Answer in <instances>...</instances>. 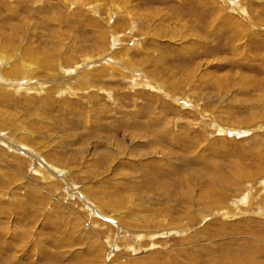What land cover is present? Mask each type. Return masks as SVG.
Segmentation results:
<instances>
[{"label": "rangeland", "instance_id": "rangeland-1", "mask_svg": "<svg viewBox=\"0 0 264 264\" xmlns=\"http://www.w3.org/2000/svg\"><path fill=\"white\" fill-rule=\"evenodd\" d=\"M0 36L1 46L50 54L67 70L56 64L13 102L0 98V264H179L264 250V0H0ZM128 58L137 70L111 72ZM2 60L1 79L13 66ZM89 74V92L77 88ZM60 83L70 89L47 94ZM154 136L173 147L148 155ZM35 155L62 161L53 185L33 164L20 168ZM240 163L261 175L237 180ZM160 167L187 174L190 187L175 173L157 184ZM219 174L233 184L217 186ZM207 184L226 194L227 211L249 196L248 206L223 220L198 197ZM138 231L157 235L138 242Z\"/></svg>", "mask_w": 264, "mask_h": 264}, {"label": "bare ground", "instance_id": "bare-ground-1", "mask_svg": "<svg viewBox=\"0 0 264 264\" xmlns=\"http://www.w3.org/2000/svg\"><path fill=\"white\" fill-rule=\"evenodd\" d=\"M97 6H99V5H97ZM101 6V5H100ZM116 9L119 11V9L116 7ZM90 10V9H89ZM96 10V9H95ZM93 12V11H92ZM94 20V19H93ZM97 20H99V19H97ZM91 23H93V22H91ZM97 23H99V22H97ZM92 25H95V23L94 24H92ZM57 30V29H56ZM7 32H9V30L7 31ZM10 33V32H9ZM18 33H20V31L18 32ZM6 34L7 33H3V35L4 36H6ZM16 36H18V35H16V29L15 30H13V33L11 34V36H10V41H12L13 39H16L15 37ZM1 37V36H0ZM24 38V37H23ZM1 39H3V38H1ZM49 39V38H48ZM9 46V45H8ZM11 46V45H10ZM33 47V46H32ZM21 48V47H20ZM23 48V47H22ZM9 49V50H8ZM19 49H17V47H15L14 45H12L10 48L8 47V48H5L4 46H1L0 45V57L5 61V60H7V61H9V60H12V63H13V66L11 67V69L10 70H7V71H5V76L7 77V78H0V98H2L4 101L6 100L7 102H10V101H12V96L14 97V96H16L15 94H17L19 91H20V89H21V87L22 86H24V87H26V89L28 90V86L29 87H31L30 86V82L32 81V79H34L35 78V76H36V74H39L40 72H42V71H44L45 69L47 70H52V69H54V68H56V64H58L57 63V59H54V58H52L51 57V55L50 54H43V55H41V54H39V53H36L34 50H32L31 48H26L25 50H23V52L22 51H18ZM41 53V52H40ZM49 56L50 58H49V60H45V59H43V58H45V56ZM47 56V57H48ZM47 59V58H46ZM67 60H69V61H67V65L71 62L72 64L73 63H75L74 61H70V60H72L71 58H66ZM113 59V58H112ZM2 60V61H3ZM90 60V58H86L85 60H83V63H85V62H88ZM110 61V60H109ZM120 62V61H119ZM90 63V62H89ZM5 64V63H4ZM10 65H12V64H10ZM106 65H107V63H106ZM61 66V68H63L62 70H64L63 71V73H65V71H67L66 69H65V67L63 66V64H58V67H60ZM107 66H109V65H107ZM1 67V66H0ZM9 67V66H8ZM122 67V68H121ZM120 68L121 69H119V68H116V67H112V68H110V69H112L111 70V72L112 71H114V70H129V71H131V73H132V70H137L138 68L135 66V64H133L132 62H130V59L128 58V59H126L125 60V63L123 64V66H121ZM76 68V67H75ZM90 68V67H89ZM70 70V69H69ZM105 71H110L109 69H104ZM4 71V70H3ZM82 71V70H81ZM84 71V70H83ZM50 72H52V71H50ZM42 74H44V73H42ZM107 74V73H106ZM109 74V73H108ZM111 74V73H110ZM125 74V73H124ZM129 73H127V75H128ZM50 75V74H49ZM54 75V74H53ZM62 75V74H61ZM65 75V74H64ZM68 75V74H67ZM11 76V77H10ZM99 76H101V77H106V75H105V72H100V75ZM125 76V75H124ZM128 76H130L131 78H134L133 77V75H128ZM50 77H52V76H50ZM74 77V76H73ZM87 77H89V79H81V80H78L77 81V83H75L76 84V86H77V88L79 87V89L80 90H83V91H88L89 92V90H90V88H92V86L89 84L90 82H89V80L92 78V74H89V75H87ZM114 77V76H113ZM129 77V78H130ZM125 78H128V77H126L125 76ZM141 78V77H140ZM50 79V78H49ZM54 79H55V77H54ZM72 79V78H71ZM36 80V79H35ZM45 80H46V78H45ZM248 80V79H247ZM246 80V81H247ZM39 81V80H38ZM61 81V80H60ZM71 81V80H70ZM133 81V80H132ZM250 81V80H249ZM55 82V81H54ZM54 82H53V84H54ZM59 82V81H58ZM144 82V81H143ZM56 83V82H55ZM134 83V82H133ZM148 83V82H147ZM152 83V82H151ZM244 84H245V82H243ZM73 84V83H72ZM137 84H138V82H137ZM257 84V83H256ZM243 85V84H242ZM245 85H247V84H245ZM249 85V84H248ZM19 86H21L20 87V89L18 88ZM255 86V85H254ZM66 87H68L69 89H70V85L69 84H66V83H60V84H57L56 86H54V87H51V88H48V89H46V92H47V94L48 93H51L53 90H54V92L55 93H59V92H61L62 94H65V91L67 90L66 89ZM74 87V86H73ZM32 89V88H31ZM76 89V88H75ZM94 89V88H93ZM159 89H160V87H159ZM34 90H36V92L37 93H39L40 92V90L38 89V88H35ZM45 90V89H44ZM96 90V89H95ZM71 91V90H70ZM79 91V90H78ZM77 91V92H78ZM97 91V90H96ZM162 91V90H161ZM31 92V91H30ZM42 92V91H41ZM40 92V93H41ZM44 92V91H43ZM42 92V93H43ZM67 92V91H66ZM80 92V91H79ZM75 93V92H74ZM162 93V92H161ZM44 94V93H43ZM69 94V93H68ZM20 95V94H19ZM18 95V96H19ZM51 96V95H50ZM90 97V96H89ZM93 97V96H92ZM1 99V100H2ZM187 99V98H186ZM48 100V99H47ZM175 101V100H174ZM13 102V101H12ZM44 102V101H43ZM6 103V102H5ZM11 103V102H10ZM7 105V104H6ZM43 105V104H42ZM46 105V104H45ZM83 112V111H82ZM87 113V112H86ZM99 118V117H98ZM89 119H91V118H89ZM92 121V120H91ZM247 123V122H246ZM32 125V124H31ZM19 126V125H18ZM20 127V126H19ZM23 127V126H22ZM21 127V128H22ZM35 127V126H34ZM95 127V126H94ZM118 127H119V125H118ZM213 127H215V126H213ZM36 128V127H35ZM98 128V127H97ZM260 128V127H259ZM115 129V128H114ZM118 129V128H117ZM220 129V128H219ZM222 129V128H221ZM17 128H16V130H13L15 133H17ZM26 130V129H25ZM24 130V131H25ZM35 130V129H34ZM234 130V129H233ZM232 130V131H233ZM38 131H40V130H38ZM46 131V130H45ZM138 131H141V133H143V131L144 132H146L147 134H152L154 131H153V128H151V127H149V126H147V127H144V128H142V129H140V127L138 126L137 127V131L136 132H138ZM218 131V130H217ZM118 133L120 132V131H117ZM222 132V131H221ZM121 133V132H120ZM127 133V132H126ZM13 134V133H12ZM30 134V136H32V137H29V138H33V136H36V135H34V133H29ZM40 134V133H39ZM226 134V133H225ZM248 134V133H247ZM22 135H23V133H22ZM26 135V134H25ZM28 136V135H27ZM171 137V136H170ZM28 138V139H29ZM41 138V137H40ZM27 139V138H26ZM7 141H8V139H6ZM31 140V139H30ZM33 140V139H32ZM172 141V140H171ZM39 143V142H38ZM161 143H163L165 146H167V147H171V144L169 143V141H167V140H163V141H161V140H159V139H156V136H154V137H152V139L147 143V144H143V146H147V147H149V149L150 150H148V155H151L152 153H158V147H157V145L158 144H161ZM151 145H153V147H151ZM12 147H14V145L12 146ZM173 147V146H172ZM171 147V148H172ZM261 149H262V147H260L259 149H257V150H255V154L254 155H256V157L258 156V155H260L259 153H260V151H261ZM41 150V149H40ZM162 150V149H161ZM173 150V149H172ZM142 152V151H141ZM187 153H188V151H187ZM138 154V153H137ZM247 154V153H246ZM245 154V155H246ZM251 154V153H250ZM249 154V155H250ZM136 156V155H135ZM43 157H45V156H43ZM54 157H56L55 155H54ZM249 157V156H248ZM255 157V158H256ZM244 158H245V156H244ZM17 160H15V161H17L18 163H22V161H20V159L17 157L16 158ZM143 159V158H142ZM33 160V159H32ZM261 160L264 162V157L262 156L261 157ZM51 161H52V166L50 165V163H48L47 161H45L44 159H42V158H40L39 157V155L38 156H36L35 155V161L34 162H32V161H29L28 160V162L27 161H24L23 160V163L22 164H20V168H25V166H27L29 163L32 165L33 164V166H34V168L36 169V173L40 176V178H41V180L42 181H44L47 185H53L55 182H56V180H57V178H56V175H57V173L56 172H61V170H59L60 169V165L62 164V161H60V159L58 158L57 159V157L56 158H54V159H51ZM68 161V160H67ZM252 162V161H251ZM257 162V161H256ZM74 163V162H73ZM187 163V162H186ZM243 164V163H242ZM259 165V164H258ZM62 167V166H61ZM237 167V170H236V172H235V178L237 179V180H240V181H242L243 180V178L244 179H248V180H253V179H255V178H257L258 176H260L261 175V173L259 172V170L257 169V172H256V170L254 171V172H251V170H247V168H245V167H242L241 166V163H240V166H236ZM264 168V167H263ZM142 169V168H141ZM94 170V169H93ZM148 170V169H147ZM264 170V169H263ZM94 171H96V170H94ZM186 171V170H185ZM177 172V170H173V169H166V168H164V167H160L159 169H157V171H156V173L155 172H153V176H154V178L155 179H158V183L157 184H160V183H162V181L163 180H168L167 179V177H169L172 173H175L174 175L175 176H178L179 178H178V185L179 184H182L181 185V188H183V185H184V187L185 186H187L188 185V175L187 174H185V173H183L182 175H180V174H177L176 173ZM187 172V171H186ZM36 174V175H37ZM206 174V173H205ZM217 174V173H216ZM264 175V174H263ZM262 175V176H263ZM38 176V177H39ZM232 176V175H231ZM262 176H261V178H262ZM180 179H181V181H180ZM202 179V178H201ZM199 180V183H201L202 182V180ZM207 179V178H206ZM205 179V180H206ZM213 179H216L214 182H215V184H216V182L218 181L219 182V184H216L217 186H225L227 183L228 184H233L232 182H230L228 179H226V176H221L220 174L219 175H217V176H215V177H213ZM37 180V179H36ZM59 180V179H58ZM212 180V179H211ZM38 181H40V180H38ZM204 181V180H203ZM207 182H208V180H207ZM211 182V181H210ZM209 182V183H210ZM205 183V182H204ZM242 183V182H241ZM27 184V183H26ZM167 184L168 183H166V185L165 186H167ZM187 184V185H186ZM206 184V183H205ZM205 184H204V186H205ZM235 184V183H234ZM239 184V183H238ZM253 184V183H252ZM196 185V184H195ZM202 185V184H201ZM210 185V184H209ZM28 186H30V191H31V196H32V199L34 200V201H38L39 202V200H41V192L39 191V189L40 188H35L34 186H32V185H29L28 184ZM189 187H190V185H188ZM187 186V187H188ZM194 186V185H193ZM207 187H208V184L206 185ZM234 186L235 185H229V187L228 188H233V190H234ZM247 186H249V184L247 185ZM26 187H27V185H26ZM53 187V186H52ZM55 187V186H54ZM186 187V188H187ZM197 187H198V185H197ZM202 187H203V185H202ZM207 187H204V188H207ZM238 187V186H237ZM236 187V188H237ZM250 187V186H249ZM28 188V187H27ZM43 188H44V186H43ZM49 188H50V186H49ZM58 188V187H57ZM209 188V187H208ZM235 188V189H236ZM241 188V187H240ZM48 189V188H47ZM56 189V188H55ZM252 189H253V187H252ZM263 190H264V188H262ZM190 190V189H189ZM251 190V189H250ZM198 191H199V189H198ZM252 191V190H251ZM151 192V191H150ZM192 192V191H191ZM190 192V193H191ZM261 192V191H260ZM29 193V192H28ZM160 194H162V195H164V192L163 191H160L159 192ZM241 193V192H240ZM239 193V194H240ZM43 194V193H42ZM161 196V195H160ZM187 191H185V194H183V195H177V201H179V202H184V198H187ZM233 196V195H232ZM245 196V195H244ZM262 196H264L263 194H262ZM45 197V196H44ZM161 197H163V196H161ZM184 197V198H183ZM193 197H195V196H193ZM198 197L200 198V199H202V201H203V199H204V201H206V205H207V209H208V211L209 212H216V215H218V216H221L222 218H223V220L224 219H226V218H229V217H231V216H233L234 214H236V213H234L236 210H238V214H239V212H241L240 210H241V208H242V206H248V204H249V199H250V197L248 196V197H246V198H244V199H242L241 200V203L240 204H236V206L234 205V206H232V209H234L233 211H231V210H226V206L224 207L223 206V204L222 203H224V201H223V199H225L227 196H226V194H223V193H221V192H219V190L218 189H216L215 187H212V188H209L208 190H206L205 192H204V190L202 189V191H200V193H198ZM254 197V196H253ZM261 197V196H260ZM164 198V197H163ZM192 198V197H191ZM196 200H197V195H196ZM232 198V197H231ZM234 198V197H233ZM194 199V198H193ZM199 199V200H200ZM252 199H254V198H252ZM165 200V199H164ZM187 200V199H186ZM228 200V199H227ZM262 200V199H261ZM147 201V200H146ZM201 201V200H200ZM87 202V201H86ZM226 202V201H225ZM101 203V202H100ZM109 203V202H108ZM260 203V202H259ZM234 204V203H233ZM97 205V204H96ZM103 205H106V204H103ZM108 205V204H107ZM197 205V204H196ZM259 205H261V204H258V206ZM264 205V204H263ZM108 207L110 208V209H113V210H115V212H117L119 215H123V211H122V208H120L119 207V205H117V204H111V205H108ZM181 207V206H180ZM167 208V207H166ZM82 209H84V207L82 208ZM99 209H102V207L100 206L99 207ZM261 209V208H260ZM85 210V209H84ZM89 210V209H88ZM103 210V209H102ZM263 212H264V210H263ZM88 213V212H87ZM140 214V213H139ZM146 214H148V213H146ZM150 214V213H149ZM215 214V213H214ZM153 215H155V214H153ZM158 215V214H157ZM156 215V216H157ZM134 216H136L135 214H134ZM139 216V215H138ZM147 216V215H146ZM151 216H152V214H151ZM161 216V215H160ZM143 217V216H142ZM141 217V218H142ZM155 217V216H154ZM139 219H140V216L138 217ZM145 218V217H144ZM143 218V219H144ZM147 219V218H146ZM149 219V218H148ZM157 219V218H156ZM138 220V219H137ZM155 220V219H154ZM158 220V219H157ZM161 220V219H160ZM159 220V221H160ZM163 220V219H162ZM166 221V220H165ZM169 221V220H168ZM140 222H141V220H140ZM142 222H143V220H142ZM149 222V221H148ZM162 222H164V221H162ZM76 223H77V221H76ZM108 223V222H107ZM134 223V222H133ZM155 223V222H154ZM159 223V222H158ZM139 224V223H138ZM161 224V223H160ZM167 224L169 225V223L167 222ZM141 225V224H140ZM145 225H147V224H145ZM155 225V224H154ZM163 225V224H162ZM221 225V224H220ZM220 225H218V227H220ZM103 226V225H102ZM132 226V225H131ZM136 226V225H135ZM161 226V225H160ZM216 226H217V224H216ZM216 226L214 227L215 229H216ZM119 227V226H118ZM114 228V227H113ZM138 228H139V226H138ZM137 228V229H138ZM123 229V228H122ZM139 229H141V228H139ZM111 230V229H110ZM135 230V229H134ZM161 230V229H160ZM106 231V230H105ZM109 231V230H108ZM118 231V230H117ZM136 231V230H135ZM157 231V230H156ZM127 232V231H126ZM125 232V233H126ZM263 232V231H262ZM100 233V232H99ZM108 233V232H107ZM124 233V232H123ZM132 233V232H131ZM101 234V233H100ZM70 235V234H69ZM110 235V234H109ZM126 235H127V233H126ZM135 235V238H136V240L139 242L140 240H142L141 238H144V237H142V236H145V238H147V239H153V238H155L156 237V235H153V233H151V232H147L145 235H141V233H139V231L136 233V234H134ZM109 237V236H108ZM114 237V236H113ZM113 237H109V238H106V243H107V245H110L114 240L112 239ZM144 238V239H145ZM161 238V237H160ZM124 239H127L126 238V236H125V238ZM130 239V238H129ZM128 239V240H129ZM134 239V238H133ZM140 239V240H139ZM72 240V239H71ZM259 241V240H258ZM251 242V241H250ZM260 242H262L261 240H260ZM70 243V242H69ZM263 243V247H264V242H262ZM71 244V243H70ZM120 244V243H119ZM132 244H134V243H132ZM138 244V243H137ZM254 244V243H253ZM111 246V245H110ZM113 246V245H112ZM111 246V247H112ZM129 246V245H128ZM130 246H131V244H130ZM257 246V245H256ZM131 248V247H130ZM130 248L128 249V250H130ZM133 248V247H132ZM229 248V247H228ZM221 249H223V251H224V247H222ZM230 249V248H229ZM248 249H251V250H248ZM247 250H246V248L245 249H243L242 250V248H241V250H237V251H239V254H236V255H234L233 256V258H231V257H229L228 258V256H217V257H215V259H212L211 258V256H210V254L208 255V258H207V261L205 262V261H202V256L201 255H195V254H189V255H187V256H184V257H187V259H188V262L186 263V260L185 261H183V260H181L182 262H180L179 264H264V261H263V263H260V261H259V263H257L256 261H257V259H262V255H264V250H258V249H252V248H248ZM91 250V249H90ZM96 250V249H95ZM226 250V249H225ZM230 251V250H229ZM90 252V251H89ZM134 252V251H133ZM210 252L214 255V254H216V251H214V250H210ZM222 252V251H221ZM227 252V251H226ZM234 253V252H233ZM221 255V254H220ZM226 255V254H225ZM217 258H218V260H217ZM163 264H166V263H163Z\"/></svg>", "mask_w": 264, "mask_h": 264}]
</instances>
